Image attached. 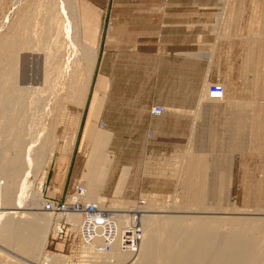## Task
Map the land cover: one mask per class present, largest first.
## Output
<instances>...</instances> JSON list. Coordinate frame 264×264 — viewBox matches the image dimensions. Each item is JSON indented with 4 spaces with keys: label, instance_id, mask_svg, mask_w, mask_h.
I'll return each instance as SVG.
<instances>
[{
    "label": "rangeland",
    "instance_id": "374dc122",
    "mask_svg": "<svg viewBox=\"0 0 264 264\" xmlns=\"http://www.w3.org/2000/svg\"><path fill=\"white\" fill-rule=\"evenodd\" d=\"M17 1L18 3L15 6L13 4L16 0H0V44L10 36L9 34L17 28L18 22L22 19H31L30 21L33 24L31 30H34L33 34H35L36 31L37 35H39L41 31H43L46 12L44 13V9L35 6L39 0ZM102 1L98 3L97 0H75L78 12L77 23L79 26L77 28V36L81 43L95 49L98 53L87 105L80 118H77L75 115L71 120L70 115L72 113L70 112L72 105H66L64 100L69 99L71 95L70 83H77L78 80L83 77V72L76 69L77 67L75 68L76 60L80 63L79 67H81L83 63L82 53L79 52L81 50L79 49V51H76V48L73 47L74 44L69 41L70 44L63 48V65L60 67L61 69L56 67L55 70H53L49 64L45 63L41 67L46 76L51 73L53 74L51 79L48 77L47 83H45L46 86L53 89L50 90V93L53 95L52 97H59L61 99V101L58 102L51 97L47 100V110L45 106V118L42 123V132L48 131L50 135L54 133L58 138L54 155L56 151L58 154V152L61 151L60 149H65L66 151H73L76 149L75 151L77 152L78 149H81V141L84 147L83 151H81L83 155H85L84 150L90 147L95 133L99 132L101 129L111 132L109 130L110 125L106 122L102 121L95 125L92 120H89L86 125V115L84 117L88 109L87 106L93 97L94 78L99 60L98 48L101 43L103 29L105 34L110 30V23L105 21L106 18H104L103 12L96 9ZM203 1L206 2V19L205 22H201L200 27H196V32L200 30V32L204 31V34L199 39V42H197L196 37H194L195 42H193L194 44H192L191 50L189 51L191 54L201 53L200 56H190L200 59H193L191 63L189 134H187L184 140L168 142L166 139L157 137L154 131L148 130L146 134L145 132L140 133L141 137L139 139H121L120 141L124 146H127L126 143H131L140 146L139 150L142 149L138 154L128 156L132 157L136 162V168L133 170V174L131 175L130 167L124 166L121 170L122 173L124 168L130 169L129 176L131 177L127 178L120 196L116 195L115 192L121 173L116 182L114 193H112L111 196L102 194L116 163V155L112 151L111 141L109 151L115 156V159L108 168L104 182L93 180L95 181L93 186L96 187L97 191H101L100 197L104 199L115 198V200L111 199L112 203L108 200V206H110L111 209L113 208L112 210L120 211L129 209L135 206L138 200L142 199L151 207L149 211H167L173 206H181V208H193L192 213L185 215L211 216L209 212L216 209L226 211L231 209H249L250 211L252 209L253 211L254 209L257 212H253L257 215L254 213L251 214V216L248 215L249 217H264V115L262 114L264 112V61H258L259 63L255 61L256 58V60L264 59V0H229L226 9L224 0ZM192 2H194V0H192ZM198 3L199 1L196 0L195 4L198 5ZM40 16H42V18ZM56 18L59 19V17L56 16L54 21ZM253 18L256 23L253 22ZM201 20L203 21V19ZM220 21L222 22L223 28L218 30L217 23L219 24ZM35 23L39 24V27ZM250 23H254V28ZM250 28L254 31L251 32ZM71 34L72 33H70L68 37H72L73 39ZM37 35H34V39L38 48L40 41ZM253 38H255V42ZM259 43H261V45ZM251 45H254L256 50H249ZM37 48H35V50L24 51L20 55L24 54L31 57L44 58V52L38 51ZM72 49L75 50V53ZM55 51L58 52V48H56ZM246 57L253 60H251L253 63V68H251L252 71L245 68V63L248 60ZM257 64L262 65L257 67ZM63 67L65 70L67 68L69 71H74L72 78L66 76L67 74L64 76L66 71ZM245 70L249 71L246 73ZM244 72L246 73L245 75ZM215 84H220L222 86L223 84L227 85L224 100L222 97L220 98L221 100L207 99L209 102L206 100V103L204 99V101H201V98L207 93V90ZM103 86V82L100 81L98 90H102ZM67 93L69 94L68 97ZM100 99L102 100V98ZM101 100H99L96 95L94 96L93 102L95 104L97 101L101 102ZM199 105L201 106L199 107ZM231 105L238 109V115L232 117V119L227 113V111L231 109ZM53 107L55 108L54 110ZM64 108L66 109L63 110ZM48 109H52L53 114L51 113L50 115ZM61 109L63 110L62 113ZM241 112H244L246 115H241ZM253 112L255 113L253 114ZM59 119L61 122L63 120L62 124L64 125L58 128L57 120ZM112 126L118 127L119 124L114 123ZM151 132L152 136L149 135ZM248 134L252 136L246 137ZM168 143L170 145H167ZM156 147H163V149L157 148L159 149L157 150ZM192 157L201 162L198 166L202 168V173L204 170L206 171L203 173L202 177L204 178V183H208L205 184V189L207 188L206 190L208 191L205 190V195L201 198L197 197V195H186L182 186L183 181L194 184V181H191L186 176L188 172L187 167ZM52 159H50V161ZM86 159L87 157L85 156V163ZM220 176H225L224 182H222L223 184L219 182ZM202 177H196L197 181L203 179ZM45 178V172L38 173L33 188L38 191L41 190L43 192V197L45 195L47 198L49 188ZM80 182H82L81 186L86 189L89 188L85 181L81 180L78 183ZM220 184L221 186H219ZM193 188V191L196 192V187ZM74 189L75 186L67 197L73 194ZM90 202L94 201L92 200ZM128 202L131 203L127 204ZM196 207H199V209ZM200 207H205L201 208V210L203 209V211L207 213L202 214L198 212L201 211ZM40 208H42V206ZM0 211L5 212L11 210L7 208ZM25 211L37 212L34 208ZM258 211H262L263 214ZM221 216L229 215L225 214ZM241 216L248 217L247 215ZM59 220L70 224L65 216H62ZM55 226L56 224L51 227L49 243L45 248L44 254L65 255L68 257L67 262L69 264H78L80 261L79 250L80 247H82V244H80L82 241L80 237L81 230L79 232V229L82 227H75L76 229L72 227L76 232H74L75 230H72L73 232L69 231L66 237L67 239H64L56 238L54 233ZM36 262L37 264H42L39 257L38 260H35L0 242V264H36Z\"/></svg>",
    "mask_w": 264,
    "mask_h": 264
},
{
    "label": "bare ground",
    "instance_id": "6f19581e",
    "mask_svg": "<svg viewBox=\"0 0 264 264\" xmlns=\"http://www.w3.org/2000/svg\"><path fill=\"white\" fill-rule=\"evenodd\" d=\"M228 1L224 0L225 9L228 6ZM17 3L16 0L13 5L16 6ZM35 6L44 9V13L46 12L43 31L39 35L36 31L33 34L31 19H22L18 22L17 28L9 34L10 36L0 44V210L7 208L11 210L0 211V242L35 260H38L39 257L42 264H66L68 257L65 255L44 254L49 243L51 227L56 224L54 233L57 237L59 230H62L60 228L66 225L68 231L65 232L68 234L69 231L73 232L75 227H84V216L79 213L62 214L46 211L43 192L33 188L38 173L48 172L49 161L53 158L58 143V138L54 133L50 135L48 131L42 132L46 102L50 97L53 98L50 93V90L53 89L46 86L45 83H47L48 77L51 79L53 74L46 76L41 67L45 63L49 64L53 70L56 67L61 69L63 48L70 42L74 44L73 47L76 48V51L81 50L79 52L82 53L83 63L79 67L80 63L76 60L75 68L77 67L76 69L83 72V77L77 83L72 79L75 83H70L71 95L69 99H63L66 105H72L70 112L72 120L75 115L80 118L87 105L98 53L95 49L81 43L77 36L79 26L75 0H39ZM42 16L40 17L42 18ZM56 16L59 19L56 18L54 21ZM37 26L39 27V24ZM222 28L223 25L220 21L219 24L217 23V29ZM70 33H72L73 39L68 37ZM34 35L39 37L38 48ZM35 48L44 52V58L20 55L24 51L35 50ZM56 48H58V52L55 51ZM189 54L190 56L201 55V53L191 54L190 52ZM256 59V62L264 61ZM252 61L248 63L247 60L245 63L250 71L253 68ZM257 66L260 65L257 64ZM63 69L65 70L64 67ZM65 71L64 76L67 74L66 76L72 78L74 71H69L67 68ZM246 73L244 72V75ZM222 87L224 89L222 99H224L226 86L223 84ZM207 93L204 94L201 101L204 99L206 103L207 99L218 100L210 96L209 89ZM53 99L56 102L61 101L59 97ZM48 110L50 115L53 114L52 109ZM63 110L61 109V113ZM164 111L165 114V108ZM196 118L198 119L197 116ZM62 122L60 119L57 120L58 128L64 125ZM103 130L94 134L90 147L85 150L87 159L82 175V180L89 186L88 189L82 186L83 203L97 204L101 211L109 208V202L100 197L101 191H97L93 186L95 182L93 180L104 182L108 168L115 159V156L109 151L113 134ZM199 163H201L199 160L191 158L186 176L194 181V184L183 181L182 186L186 195H197L201 198L205 195L207 189H205V184L208 183H204L202 175L206 171L204 170L202 173V168L198 166ZM129 174L130 169L124 168L118 180L116 195H121L127 178L130 177ZM199 176L203 179L197 181L196 177ZM224 177L220 176L219 182H224ZM193 187H196V192L193 191ZM92 200L94 202H90ZM148 205L145 206L147 214L141 218L142 240L137 254L133 255L131 252L120 250L121 240L119 237L112 244L110 250L104 249L99 253L96 252V247L102 241L97 238L92 240L83 238L80 243L82 247L79 250L80 261L78 264H264V217H249L248 215L251 216L257 212L254 209L255 212L252 209L251 211L249 209H231L229 211L216 209L209 212L211 216H191L185 215L193 212L191 207L173 206L167 211H149L151 207ZM41 206L42 208H40ZM32 208L37 212L25 211ZM201 208L205 207H200V210ZM198 212L207 213L203 209ZM225 214L229 216H221ZM255 215L257 214L255 213ZM62 216H65L70 224L59 220ZM117 217L119 218L113 219V223L115 221L118 227L130 223L128 215Z\"/></svg>",
    "mask_w": 264,
    "mask_h": 264
},
{
    "label": "crops",
    "instance_id": "0c3cea01",
    "mask_svg": "<svg viewBox=\"0 0 264 264\" xmlns=\"http://www.w3.org/2000/svg\"><path fill=\"white\" fill-rule=\"evenodd\" d=\"M195 1L103 0L96 8L103 12L110 30L105 34L103 29L93 97L84 117L86 125L89 120L95 125L106 122L113 134L111 146L116 163L102 194L114 193L124 166L131 168V175L136 168L135 160L128 156L138 154L142 148L139 150L140 146L131 143L124 146L121 139H139L140 133L146 134L148 130L168 142L184 140L189 134L191 63L193 59H200L190 57L189 51L194 37L199 42L204 34V31L196 32V27L206 19V2L198 0L196 5ZM253 22L256 23L254 18ZM254 23H250L253 28ZM249 50L256 49L253 45ZM100 81L104 84L102 90H98ZM96 95L102 100L94 104ZM155 106L164 107L166 113L152 116L150 110ZM237 111L231 105L227 113L232 119L238 115ZM114 123L119 126H112ZM83 148L81 141L77 152L76 149H60L58 154L56 151L45 178L49 188L47 198L64 201L82 180L86 156ZM106 199L110 203L111 199L115 200L114 197Z\"/></svg>",
    "mask_w": 264,
    "mask_h": 264
},
{
    "label": "built area",
    "instance_id": "2783aa9c",
    "mask_svg": "<svg viewBox=\"0 0 264 264\" xmlns=\"http://www.w3.org/2000/svg\"><path fill=\"white\" fill-rule=\"evenodd\" d=\"M209 94L213 98L220 99L224 95V89L222 86L215 84L209 88ZM151 110L152 116H161L165 112L162 106H155ZM149 135L152 136V132ZM81 183L82 182L75 186L73 194L67 197L64 201H54L46 198L44 195V208L46 211L62 214H82L84 216V227L81 229L80 233L81 240L83 238L88 240L97 238L102 241V243L96 247L97 253L104 249L110 250L112 244L115 243L116 239L119 237L121 240L120 250L131 252L133 255L137 254L142 240L141 218L148 212L145 208L147 205L146 201L140 199L134 207L125 210L115 211L109 206V208H105L101 211L97 204L83 203L82 196L84 193ZM125 215H128L130 218V223L124 224L120 227L117 226L115 221V224L113 223V219L119 218L117 216ZM108 225L112 226L108 228ZM60 229L62 230H59L56 238L67 239L66 237L68 234H66L65 231H68V229L66 225H63Z\"/></svg>",
    "mask_w": 264,
    "mask_h": 264
}]
</instances>
